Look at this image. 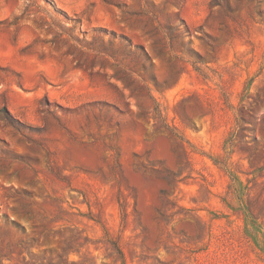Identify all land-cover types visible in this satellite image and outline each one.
<instances>
[{
    "label": "rangeland",
    "instance_id": "374dc122",
    "mask_svg": "<svg viewBox=\"0 0 264 264\" xmlns=\"http://www.w3.org/2000/svg\"><path fill=\"white\" fill-rule=\"evenodd\" d=\"M0 264H264V0H0Z\"/></svg>",
    "mask_w": 264,
    "mask_h": 264
}]
</instances>
